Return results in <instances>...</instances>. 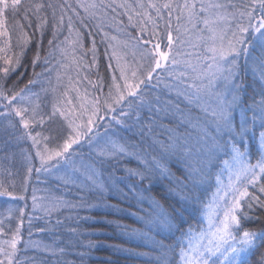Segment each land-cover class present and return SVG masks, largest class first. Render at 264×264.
Returning <instances> with one entry per match:
<instances>
[{"label":"snow or ice","instance_id":"6c2138e0","mask_svg":"<svg viewBox=\"0 0 264 264\" xmlns=\"http://www.w3.org/2000/svg\"><path fill=\"white\" fill-rule=\"evenodd\" d=\"M21 67L32 69L23 87ZM37 83L48 85L44 106L31 91ZM155 92L175 100L161 102ZM0 101L7 119L0 133L14 129L9 117H18L33 145L45 141L36 172L62 166L59 179L76 189L65 193L75 200L51 195L42 203L33 189L32 209L45 223L36 231L51 243L31 239L39 218L29 215V239L20 247L25 209L13 202L25 196L3 162L12 161L10 148L23 136L0 139V198L8 205L0 212V264H36L21 255L29 249L45 254L39 264H49V255L50 264H77L65 259L70 255L86 264L98 247L154 264H253L264 247V228L245 227L264 213V0H0ZM32 126L43 131L32 135ZM213 178L217 188L205 203L200 193ZM62 210L75 215L54 218ZM80 210L128 216L143 227L80 217ZM71 220L77 227L65 224ZM81 220L113 227L127 243L152 251L85 243L84 236L107 233L84 229ZM256 264H264V252Z\"/></svg>","mask_w":264,"mask_h":264},{"label":"trees","instance_id":"16d2710c","mask_svg":"<svg viewBox=\"0 0 264 264\" xmlns=\"http://www.w3.org/2000/svg\"><path fill=\"white\" fill-rule=\"evenodd\" d=\"M127 23V21H125ZM129 31H132V34L135 35V31H133L131 28ZM31 34V33H30ZM48 35L45 36L44 38V45L46 47L47 45V39ZM97 40H99V37H97ZM86 46H90L88 42L86 41ZM97 47L100 49L101 52H103V45L99 44ZM35 51V43L31 44L29 46V49L26 52L25 58L23 60V64L25 65H30L33 53ZM43 55V52L41 53ZM103 63V61H102ZM36 72L41 71V67H37L35 69ZM20 72H24V76L20 81V87H23L28 79H31V72L32 69L31 67H28L27 71L23 67L19 68L17 70V75H19ZM93 79L95 78L94 76L92 77ZM16 79V75H13L9 83H11L12 80ZM54 82V81H53ZM48 87L47 84L45 83H37L33 86H31V91L40 93L41 94V105L44 106L45 104L49 103L51 100V96L49 95L48 97H45L44 94L41 92L42 88ZM106 90V89H105ZM154 95H158L161 98V102L164 100H175L174 95H167L163 92H155ZM75 102V101H74ZM0 103H3L0 101ZM182 109L185 111H188V105L181 102L179 105ZM47 110V109H45ZM0 111H4L3 108H0ZM193 114H198L195 109H192ZM9 119H12V122L16 125L14 129H7L6 131L0 133V139H6L9 136H12L13 139L18 136H23V139L20 140L19 143L13 144L10 148V151L14 153L12 161L9 163L8 161H4L3 163L7 165L8 167L11 168V171L13 172V176L11 179L15 182L16 184V191L22 195L25 196L24 201H14L13 203L21 207L20 205H27V209L30 211L32 209V200L31 197L33 195V189H35V195L38 197V202H44L41 201L40 198H47L51 195H64L65 199L68 200H75L76 196L75 195H66V192H72L75 193L76 189L74 188H68L66 189L62 181L59 179L61 176L64 175V170L62 166L60 167V171H56V169H52L51 172H45L43 169L39 173L36 172V169L41 168L40 165V160L39 157L36 155L37 148H40L41 151H43V144L45 141L40 142L39 145H33L32 140L29 139L28 137L24 136V129L22 125L18 122L19 118L18 117H9ZM162 123L173 125V121L170 119H165L162 121ZM7 125V119L4 117H0V128H5ZM32 135H35L36 132L43 131L42 128L32 126ZM103 131V129L101 130ZM183 131V129H181ZM47 135V133H44ZM163 138V137H161ZM39 139V138H38ZM55 145L54 144H49V148H53ZM75 148V146H73ZM72 151V150H70ZM80 152L84 153V159L87 160V152L88 149L84 148L79 150ZM29 158L31 160V163H29ZM80 158V156H77V159ZM226 158V157H224ZM256 160V155H253L252 162L255 163ZM130 167H136L135 162H130L129 165ZM32 167V172L29 175L28 174V168ZM220 167H223V165H218L214 171H218ZM59 172V173H58ZM120 175H123V173H119ZM221 179L224 181V183H227V171L223 173L221 176ZM27 185V192H23V186ZM217 188V182L213 178L212 180L209 181L207 185L203 188V190L200 193L201 200L204 201L205 203H208L211 201L213 194L215 193ZM10 191L12 189H9ZM251 191V189H250ZM7 198H0V212H2L4 209L8 207V205L3 204L2 201ZM113 203H119V201L113 200ZM122 207L128 208L130 205L128 204H123L121 205ZM147 207V205H145ZM132 211H138L136 208H132ZM27 211V210H26ZM32 212L33 209H32ZM38 215L42 216L41 220H39V223L32 229L33 235L31 239L34 242H42V243H51V238L47 233H38L36 230L39 228L45 227L44 223V217L43 213L39 211H35ZM34 212V213H35ZM75 215V213H69L67 210H62L59 215L54 214V218H59L63 219L64 216L67 215ZM79 216L80 217H85V216H92L96 218L97 220H100L102 218H106L108 220L112 219H118L123 221L124 223H127L129 225H133L135 227H143V225L139 224L136 222L135 219L128 217V216H113L110 215L106 212L102 211H84L80 210L79 211ZM256 214L261 216V220L259 222H253V223H248L245 225V227H248L253 230H259L261 228H264V213H259L257 212ZM192 223H198L195 219L191 221ZM80 226L84 229H98L101 230L107 234L105 235H94V236H84L83 240L85 243H87L88 240H92L93 242H102L103 244H122L125 245L126 247H131V248H136L138 251H144V252H151L152 249L150 247H147L143 244H129L125 239L120 237L116 230L113 227H109L106 224L103 223H93L92 221H83L81 220ZM65 224L68 227H77V222L75 220L71 221H65ZM23 236V240L21 241V244L19 245L20 247L24 246V241H27L29 239L28 236V228L24 225V228L22 229L21 232ZM171 242V241H169ZM78 251H88L87 248L84 247H78ZM261 252H264V247H262L256 254V256L253 257V264H256V259L260 255ZM22 256H25L23 253H21ZM28 257H35L36 258V264H39V262L45 258V254L41 251H38L36 249H29L27 252ZM91 256L92 258L87 259L86 264H154V261L149 260L148 258L144 257H136L134 255L126 254V253H118V254H113L112 250L108 247H98L96 249H93L91 251ZM67 260H75L77 261V264H79V258L75 255H70L65 257ZM47 260L49 261V264L52 260V257L49 255L47 256Z\"/></svg>","mask_w":264,"mask_h":264},{"label":"rangeland","instance_id":"374dc122","mask_svg":"<svg viewBox=\"0 0 264 264\" xmlns=\"http://www.w3.org/2000/svg\"><path fill=\"white\" fill-rule=\"evenodd\" d=\"M73 159H75L76 161H77V163H79V159L80 158H78L77 159V156H75V157H73ZM63 170H64V168H63ZM64 172H65V170H64ZM59 173V172H58ZM65 174V173H64ZM21 207L20 208H24L25 209V226L28 228V223H27V218H28V216L29 215H32L33 217H38L39 219H33V227H32V229L39 223V220H41V218H42V216H40V215H38L35 211V213L34 212H32V209H30V211L26 208V207H24V205H20ZM27 210V211H26ZM37 211H39V210H37ZM40 212V211H39ZM28 252V251H27ZM27 252H22L25 256H27Z\"/></svg>","mask_w":264,"mask_h":264}]
</instances>
